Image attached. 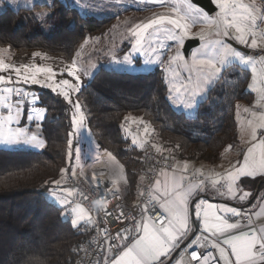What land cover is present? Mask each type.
Masks as SVG:
<instances>
[{"label": "snow or ice", "instance_id": "1", "mask_svg": "<svg viewBox=\"0 0 264 264\" xmlns=\"http://www.w3.org/2000/svg\"><path fill=\"white\" fill-rule=\"evenodd\" d=\"M108 2L120 4L122 0H102L100 3H96L95 0H84V2L75 0V5L81 8L103 9ZM139 2L158 6L166 11L141 9L153 11V15L127 28V32L134 38V43L127 55L117 57L113 54L111 63L123 70L136 71L134 54H142L147 49L155 53V56L143 61L145 67L154 62L164 64L165 59L169 66L166 71L170 70L171 65L182 67L186 73L184 82L179 84L173 82L168 90L176 94L178 106L186 110L195 109L207 91L224 80L222 73L229 67L238 64L250 70L251 83L248 84V89L256 93L258 99L254 108L243 109L250 116L241 135V139L248 147L243 150L242 159H238L226 174L217 173L216 178H206L197 182H193L191 176L183 175L189 170L187 161L182 165L165 164L158 173L162 179L156 178L154 183L149 185L147 193L144 191L138 193V198L147 195L148 199L140 203L139 211L134 215L126 214L122 210L118 213L107 211V202L110 199L107 193L111 192L112 197L117 196L120 192L119 181L123 179L124 183H127V176L123 174L124 166L111 152L105 150L109 160L115 162L117 166L110 173L113 187L105 188L103 182L97 181V176L105 175L104 172L93 171L91 178L85 176L84 181L92 185L93 191L98 193V199L94 201L97 212L103 210L105 216H114L118 222L128 219L131 215V223L114 234H109L106 227L103 229L99 227L103 220L97 223L79 203L68 198L82 196L87 199V196L77 189L60 187V191L66 193L65 196H61L54 187L50 189L48 195L60 205L64 216H71L74 227L79 226L81 221H86L88 225H95L97 232L103 231L102 243L107 247L98 248V251L106 252L107 255L96 260L95 264H194V262L195 264H264V197L255 200L253 206L259 205L260 210L254 213L248 208L230 206L226 203H211L206 199L198 198L206 187H210L222 199L245 205L252 197V193L244 190L242 178L264 177V0L259 4L257 0H212L218 9L215 17L210 16L193 0H139ZM9 3L16 4L17 0H9ZM31 3L32 0H25V6L29 10ZM46 15L47 13H41L37 18L43 19ZM197 25L202 29L201 40L205 38L203 30L213 27L216 29L213 35L223 39L210 41V51L194 50L191 60L188 61L179 49L184 46L185 38L191 36V30ZM116 27L119 26H113V30ZM91 39L93 38L85 39L80 47L83 48ZM95 39L99 40V38ZM227 40H235L238 44L259 52L256 55L246 54L227 43ZM164 41H172L173 44H165ZM173 46L175 51L169 56L168 53L172 52ZM8 51L10 46L7 49L0 48V54ZM43 55L41 52L33 53L34 57ZM80 57L81 51H76L69 63L63 64L59 70H54L51 66L6 63L0 55V73H7L0 75V108L7 109L6 115L0 114V144L45 147L37 134H29L23 127L15 129L11 127L13 123L19 124L25 104L31 106L28 120L35 121L37 128L41 127V121L45 118L48 109L42 105L37 92L22 86L38 85L51 90L74 110L71 116L73 130L69 132L70 138L67 141V155L71 161L73 158L71 137L80 136L83 132L91 135L90 130L84 128L85 115L80 101L73 99V93H79L81 88L78 67ZM90 67L94 68L95 65ZM172 70L175 75H179V72ZM65 73L72 79L63 78ZM57 75L61 76L59 80L56 79ZM13 96L17 98L15 102L12 100ZM169 99L172 100L173 96L170 95ZM236 107L239 115L240 105L237 104ZM128 121L143 125L142 131L146 135L150 131H155L143 118L129 115L125 117V122ZM121 127L124 128V125ZM124 130L129 131L127 128ZM147 143V138H139V131L133 134V145L143 149ZM152 147L161 154L164 151H171L156 144H152ZM232 147L233 145H228L227 150H231ZM74 151L75 162L82 169L81 148L77 147ZM93 152L95 159L99 161V145H96L94 150L89 148L87 155L91 156ZM167 160L168 157H164V161ZM169 168L171 171L168 170ZM68 171L61 169V175ZM71 174L75 176L76 172L73 171ZM199 175L204 176L203 171H200ZM143 179L142 176L141 180ZM51 183L56 186L62 185L61 180H53ZM73 204L75 207H70ZM158 210L160 214H157ZM209 247L215 249L218 256L210 252L196 251L198 248L206 250ZM114 248L117 249L115 254H113ZM84 251L87 255V250ZM185 255L188 257L187 261ZM24 264H40V262L29 259Z\"/></svg>", "mask_w": 264, "mask_h": 264}, {"label": "trees", "instance_id": "2", "mask_svg": "<svg viewBox=\"0 0 264 264\" xmlns=\"http://www.w3.org/2000/svg\"><path fill=\"white\" fill-rule=\"evenodd\" d=\"M57 4H37L31 10L7 8L0 13V46H10L18 64L28 62L35 52L69 63L87 37L105 35L114 21L81 16L73 7L62 6L48 17L55 23L45 33L37 12ZM223 76L224 80L210 88L194 118L171 106L160 70L129 74L101 69L83 84L77 99L87 126L99 149L111 152L125 167L126 197L142 191L141 177L148 180L153 166L145 149L146 145L153 147L133 145L121 127L126 116L150 123L155 130L150 131V140L156 136L154 144L171 149L164 151L167 161L215 162L228 145L238 144L236 105L252 104L255 96L248 89L246 69L229 67ZM30 88L48 109L42 123L45 147L39 152L0 148V264H24L29 259L40 264H78L84 239L81 227H74L48 195L50 189L60 188L51 182L61 179V169L69 168L71 107L48 89Z\"/></svg>", "mask_w": 264, "mask_h": 264}, {"label": "rangeland", "instance_id": "3", "mask_svg": "<svg viewBox=\"0 0 264 264\" xmlns=\"http://www.w3.org/2000/svg\"><path fill=\"white\" fill-rule=\"evenodd\" d=\"M56 1H59L60 4H57L55 8H53V9L46 8V9L40 10V12H37L38 16L41 13H47V15L43 19H39L40 24L42 26V29L45 33H49L52 26L55 23V21L49 22L48 17H50L51 14H55V11L58 9H61L62 6L73 7L74 9H76L79 12V14L81 16H91V17H94L96 19H105V18H113L114 19V21L111 25V28H110V30H112V31L109 30L103 36L91 37L93 39L89 40L88 44L84 45L83 48L79 47V49H78V51H81V57L78 61V67L80 69L79 74H80V78H81V88L85 82L91 80L92 77L95 75V73L101 69L113 70V71H118V72H125V73H129V74H145V73L154 72L156 70H160L164 75L165 82L167 84L168 89L171 87V84L173 82H176L177 84L184 82V78H185L186 73L184 72L183 68L182 67L177 68L176 65H171L170 70L166 71V68H169L166 59H165L164 64L154 62L150 66L145 67L143 65V61L145 59H148L150 57L155 56V53L149 52V51H147V49H145L142 54H134L135 66L137 69L136 71L123 70V69L119 68L118 66L111 63V58H112L113 54H115L117 57H123L124 55H127L130 48H131V45L134 43V38H132L130 36V34L127 32V28L130 25H132L133 23H136V22L143 21L148 17H151L153 15V11L164 12V11H166V9H162V8H159L158 6L151 5V4L140 3L139 0H122V3H120V4H114L112 2H108L105 4L103 9H100V8H93V9L81 8V7H78L75 5V0H32L31 8L37 4L38 5L52 6ZM82 2H84V0H82ZM95 2L100 3V2H102V0H95ZM257 3L258 4L261 3V0H257ZM214 6L216 7L215 4H214ZM7 8H10L13 10H19L20 8L29 9L28 7L25 6V0H17L16 4L9 3V0H0V13L4 12ZM145 8L152 9L153 11H142L141 10V9H145ZM217 11H218V9H217ZM216 12L213 14H209V15L212 17H215ZM47 21H48V23H47ZM125 22H127V23H125ZM116 25H118L119 27H116L113 30V26H116ZM201 31H202L201 26L197 25L196 27H194L191 30V33H192L191 36L185 38L184 46L179 49L180 52L182 53V55L188 61L191 60V54L194 50L210 51V48H211V45L209 43L210 41H212L214 39H223V37H215L213 35V33L216 31V29L213 27V28H206L203 30L205 38H204V40H201L200 39ZM87 38H89V37H87ZM95 38H99V40H97ZM189 41H195V43H193L191 49L189 50L188 55H186L184 50H185L186 44ZM164 43L165 44H173L172 41H164ZM227 43H230L233 47L237 48L238 50H240L242 52H245L246 54H248L249 51H254L250 48H246L245 46L238 44L235 40H227ZM83 44H84V42L81 45H83ZM206 45L208 47H205ZM0 48H3V47L0 46ZM3 49H7V48H3ZM174 51H175V47L173 46L172 52H169L168 55L169 56L172 55L174 53ZM0 55H2V57L4 58L6 63L21 65L15 61V58H14L15 53L12 52L11 50L8 52H4ZM50 59L51 58H49L47 56H42V57H34L33 56L28 62H26V63L24 62L22 64H36V65H43V66H51L54 70H59L60 68H62L63 64H66L65 62L64 63H62L60 61L56 62V61H52ZM178 63H181V62H178ZM93 64L95 65V67L91 68L90 65H93ZM235 66L242 67L238 64H236ZM235 66H233V67H235ZM172 69H174L176 72H179V75H175L174 71ZM246 70L248 71L249 76H250V82L249 83H251V71L248 69H246ZM86 71L88 72V74H84ZM223 73H222V75H223ZM0 75H7V73H0ZM13 78H15L14 73H13ZM60 78H61L60 75L56 76L57 80H59ZM63 78L72 79L71 77H68L66 73L64 74ZM22 86L25 87L26 89L31 90V91H35V90L31 89L30 87L41 88L38 85H22ZM81 88H80V90H81ZM43 89H47V88H43ZM35 92H37V91H35ZM251 93L254 94L256 101H257V99H258L257 94L254 92H251ZM77 94L78 93H73V99L74 100L77 99ZM170 95L173 96L172 100L169 99ZM207 95H208V91H207L206 95L202 99H200L197 107L193 110H186L183 107L178 106V101H176V99H175V96H176L175 93L169 92L168 93V100H169L171 106L176 111L183 112L188 118H194L197 116L199 107H200L201 103H203L205 101V99L207 98ZM16 99L17 98L15 96L12 97L13 102H15ZM81 109H82V106H81ZM72 111H74V110L71 109V116H72ZM82 111H83V109H82ZM83 113H84V111H83ZM0 114L6 115L7 109L0 108ZM29 115H31V106L28 104H25L23 106V111H22L21 116H20L19 124L13 123L11 125V127L13 129H15L16 127H23L28 131L29 134H37L39 139H41L45 143L43 135H42V123H43L45 118L43 119V121H41V127L37 128L35 121H29L28 120L27 117ZM45 117H46V115H45ZM238 118H239V121H241L240 113H239ZM71 122H72V120H71ZM84 128L90 130L87 126L86 116H85V121H84ZM72 130H73V125H72ZM90 133H91V135H89L88 132H83L80 136L71 137L72 147H73V158L71 159V161L68 158V160H69V168H68L69 171L68 172L69 173H71L73 171V169H75L77 167L81 168V166H78L75 162V151L74 150L77 147L81 148V165L82 166H84L87 162H92V163H99L100 162V160L97 161L95 159V152H93V154L91 156L87 155L89 148H92L94 150L95 146L97 145V142H96L91 131H90ZM146 138L148 140V144H150L151 146H152V144H154L155 141L158 140L156 136L152 140H150L151 135H149V134L146 135ZM0 148L8 149V150H24V151H36V152L42 151L44 149V147L38 148V147H33L31 145H25V144L11 145V146L0 144ZM153 149L163 159H164V157H166L164 152L161 154V153H158L155 148H153ZM169 152L170 151H168V153ZM99 155H100V151H99ZM147 181L148 180L146 177L142 180V184H141V190L142 191H144V186L147 183ZM127 184H128V181H127V183H124V185L122 187L126 202L129 205H135L142 199V197L138 198V194L132 195V197L131 196L126 197L125 192H124V187H126ZM58 192H60V191H58ZM50 201L56 205H59L57 202H55L51 198H50ZM86 224H87L86 221H81L79 226H77L76 228L82 227Z\"/></svg>", "mask_w": 264, "mask_h": 264}, {"label": "built area", "instance_id": "4", "mask_svg": "<svg viewBox=\"0 0 264 264\" xmlns=\"http://www.w3.org/2000/svg\"><path fill=\"white\" fill-rule=\"evenodd\" d=\"M259 50L256 51H249L248 54L256 55L258 54ZM147 151V155L152 159L153 166H152V172L150 176L148 177V181L144 186V192L147 193L149 189V185L154 183V180L158 178L159 169L166 164L164 159L158 155L153 148L146 145L145 147ZM105 151H102L100 153V162L99 163H91L87 162L83 168H75L73 171L76 172V175L73 176L71 173L66 172L62 177V185L60 187L63 188H75L78 190V192H82L85 196H87V199H84L82 196H73L68 197L69 199L75 200L77 203H79L87 212L91 214L94 220L99 223L100 220H103L102 224H99V227L101 229L107 228L109 234H114L118 231H121L123 227L127 224L131 223V215H129L128 219L122 220V222H118L114 216H105L104 211L101 210L97 212L96 205L94 204V201L98 199V193L93 191L92 185L86 183L84 181V177L87 176L89 179L91 178L92 172L95 171L97 173L104 172L105 175L103 176H97V181L103 182V185L105 188H112L113 185L110 181V173L113 168H116V164L113 161H110L109 158H104ZM117 160V158H116ZM158 161L162 163H157ZM120 163V162H119ZM121 164V163H120ZM124 175H126V171L124 168ZM193 182H197L199 180H203L204 177L201 176H191ZM123 185L124 181L121 179L119 181V188L120 192L117 196L112 197L111 192L107 193V196L110 198L107 202V211L118 213L119 211H123L126 214H136L139 211L138 206L142 201H146L148 199L147 195L142 197V199L135 205H129L126 202L124 193H123ZM219 187V185H217ZM60 191V188L58 189ZM214 191V190H213ZM61 196H65L66 193L60 191L59 192ZM215 195L219 197V195L214 191ZM70 207H75V204L70 205ZM151 207V205H149ZM159 209V206H157ZM157 214H160L159 210ZM68 218H71V216H66ZM81 231L83 233L84 239L79 247L78 254L80 256L79 264H95L96 260H99L101 257L107 255L106 252L98 251V248H106L107 246L102 243L104 240V233L103 231L97 232L95 225H84L81 227ZM84 250H87V255ZM196 251L199 252H205V253H212L215 255V251L212 248L208 249H196ZM117 253V249H113V254ZM111 258V257H109ZM195 264V262H194Z\"/></svg>", "mask_w": 264, "mask_h": 264}, {"label": "crops", "instance_id": "5", "mask_svg": "<svg viewBox=\"0 0 264 264\" xmlns=\"http://www.w3.org/2000/svg\"><path fill=\"white\" fill-rule=\"evenodd\" d=\"M240 105L239 113L241 115V121H239V115L237 114V107H236V121H237V126H238V144L236 146H233L231 150H227L226 148L221 157L215 161V162H207V161H188V160H183V161H167L166 165H173L175 163H179L182 165L184 161H187L189 163V170L187 173H183V175L186 176H200L199 172L203 171L204 179L206 178H216V174H226V172L232 167V165L235 164V162L238 159H242L243 156V150L248 147L246 143L243 142L241 139L242 135V129L246 126V121L250 119V116L248 113H245L243 109L245 107L248 108H254V105L256 104V98L252 104H247L245 102H239ZM256 111H259V109H255ZM124 128H127L129 131L126 132L125 134L128 136V139L132 142L133 134H136L139 131V138L140 139H145L146 134L143 133L142 128L143 125H139L138 123H134L132 121L126 122ZM140 129V130H139ZM245 135V139H246ZM45 144V143H44ZM100 153L102 150H100ZM92 163V162H91ZM69 165V164H68ZM171 171V168L168 169ZM180 174V173H178ZM161 178L162 177H159ZM242 184L244 186L245 191H250L252 193V197L249 199L248 203L245 205H238L233 201L230 200H224L221 197H217L214 193V191L210 187H206L205 191L201 192L198 198H203L208 200L211 203H226L230 206H236V207H243V208H248L251 212H257L260 210L259 205H255V200L264 197V177L257 176L255 179L252 178H242ZM223 183V181H221ZM255 219V217H254ZM259 222V221H258ZM215 251V255L218 256V253ZM188 257L185 255V261H187Z\"/></svg>", "mask_w": 264, "mask_h": 264}, {"label": "water", "instance_id": "6", "mask_svg": "<svg viewBox=\"0 0 264 264\" xmlns=\"http://www.w3.org/2000/svg\"><path fill=\"white\" fill-rule=\"evenodd\" d=\"M194 3L202 7L205 11H207L209 14H213L217 11V8L212 3V0H193ZM193 43L195 41H189L185 46V54L188 55L189 50L191 49Z\"/></svg>", "mask_w": 264, "mask_h": 264}, {"label": "bare ground", "instance_id": "7", "mask_svg": "<svg viewBox=\"0 0 264 264\" xmlns=\"http://www.w3.org/2000/svg\"><path fill=\"white\" fill-rule=\"evenodd\" d=\"M104 158H108V156L105 154Z\"/></svg>", "mask_w": 264, "mask_h": 264}]
</instances>
